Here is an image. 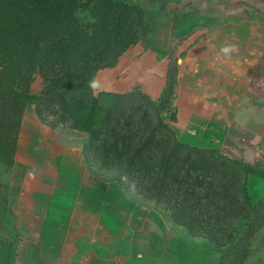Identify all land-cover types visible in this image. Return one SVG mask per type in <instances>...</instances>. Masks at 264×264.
Listing matches in <instances>:
<instances>
[{"label": "crops", "instance_id": "crops-1", "mask_svg": "<svg viewBox=\"0 0 264 264\" xmlns=\"http://www.w3.org/2000/svg\"><path fill=\"white\" fill-rule=\"evenodd\" d=\"M166 10L146 48L136 45L115 66L98 70L95 78L103 85L99 91L140 88L157 98L176 47L188 50L186 56L208 57L210 86L216 88L219 82L226 90L240 89L235 100L229 92L222 98L229 120L225 133L221 137L212 131L218 127L215 119L209 134H203L207 138L195 132L204 114L196 105L217 102L216 97H189L180 101L192 109L183 107L177 137L202 147L224 146L264 169V0H171ZM226 44L237 46L230 58L219 52ZM232 104H237L234 111ZM70 137L75 138L67 146L71 157L63 153L66 145L56 156L44 148L49 164L41 165L49 166V172L28 178L17 164L8 178L12 208L0 222V264H219L220 249L187 235L125 191L122 195L115 186L105 190L77 156L85 138ZM247 190L252 203L264 198V175L249 173Z\"/></svg>", "mask_w": 264, "mask_h": 264}, {"label": "trees", "instance_id": "trees-1", "mask_svg": "<svg viewBox=\"0 0 264 264\" xmlns=\"http://www.w3.org/2000/svg\"><path fill=\"white\" fill-rule=\"evenodd\" d=\"M25 3L0 0V153L4 155L8 137L17 135L27 101L32 99L39 105L49 99L58 102L61 108L64 104L70 109L78 100L69 97L68 90L83 88L93 99L87 117L78 120L83 122L81 128H91L94 112L106 106L101 111L102 126L92 133L89 130L91 137L85 146L86 165L91 172L100 176L92 166L95 154L99 155L100 164L124 166L117 179L130 182L129 193L138 191L161 203L164 215L186 228L190 236L201 237L212 246L228 245V252L244 247L239 238L231 241L234 237L231 227L242 211L232 193L239 189L240 175H244L245 208L257 211L264 205V198L251 202L247 178L251 172L264 175V169L242 164L215 147L203 148L178 140L167 122L175 111L170 102H165V90L157 104L138 89L93 94L88 87L97 69L115 66L121 53L140 38L146 40L155 30L152 20L146 19L144 8L126 0H99L96 30L87 33L85 29H77L74 30L80 36L77 40L56 43L42 40L39 34L49 24H57L58 18L52 20L46 11L27 8ZM107 48L113 54H108ZM68 65L79 67L81 82L67 87L60 86L58 81L50 82L44 95L29 93L37 66L55 70ZM170 74L171 71L168 80ZM161 104L168 110L166 114ZM38 111L41 115V110ZM245 240L249 242V237Z\"/></svg>", "mask_w": 264, "mask_h": 264}, {"label": "rangeland", "instance_id": "rangeland-1", "mask_svg": "<svg viewBox=\"0 0 264 264\" xmlns=\"http://www.w3.org/2000/svg\"><path fill=\"white\" fill-rule=\"evenodd\" d=\"M16 1L21 3L27 2L25 3V6L27 8L37 7V9L46 11L52 16V20H57L58 18L57 24H49L40 31L39 36L44 41H52L56 43H63L66 41L68 42L71 40H77V38L80 37L78 35L79 33H76L74 30L82 28L85 29L87 33H92L94 30H96L95 22L99 16V0H78L77 2L76 0H74V2H72L73 0ZM126 1L141 5L145 10L147 16L146 19H151L152 24L156 29L160 18L167 11L166 5L171 0L166 3H164V0ZM110 21L112 23L114 20L111 19ZM149 36L150 34H148L147 36V41L140 38L137 43L130 45V47H128L123 53H121L115 64L118 63L120 57L130 48L136 45H140L143 48H146ZM105 51L108 54H113V51H111L110 48H107ZM105 51L103 50L104 54ZM187 53L188 50H179V48L177 47L171 53L166 74V82L161 90L160 95L157 98H152L148 93L144 92L140 88L135 89L148 94L157 104H160V98L162 97L161 95L163 93V90H165V102H170L175 111L174 117L168 119L167 122L172 126L175 133L177 130V121L180 114H182L183 107H192V104L189 103L185 104V106L180 104V101L182 99L195 97L196 100H203L208 99V97H216V104H200V106L196 105L197 109H200V112L204 114H201V119L198 120V123H196L197 126L195 128V132L199 133V135L203 136V138H207V136L203 134H209L210 121L215 119L218 127L213 128L212 131H214L218 136L222 137L225 133L226 125L229 122L228 116L223 115L225 105L221 103L223 101L222 98L228 96L227 93L229 92L231 93L233 100H235L239 96L240 89L238 87L226 90L219 87V82L216 88L211 87V83L208 77L209 74L212 75V73L210 72V68L208 67L209 58L203 57L201 59L193 57V55L186 56ZM88 54L90 55V53ZM138 55L139 53L136 54V57H138ZM69 66L70 65H68L67 67H57L55 70H53L54 68L52 70L42 69L40 66H37L35 68V72L32 75V81L28 88L29 93L35 96L44 95L50 82L58 81L59 85L62 87L75 86V84L81 82L82 78L78 77L80 73V69H78L79 67H75L76 65H71L70 67ZM110 67L113 66L108 65L97 69L92 74L91 78L96 76L98 70ZM170 71L171 80H168V74ZM68 94L69 97L77 98L78 100V102L76 104H73L70 109H67L64 104L63 108H61L58 102H50L49 99H45L39 105L38 102L32 99L26 102L24 111L22 113L21 122L18 126L19 129L17 135H11L10 137H8V143L6 146H4V155L2 152L0 153V222L6 219L8 212L12 208V193L10 185L8 183V178L16 173L17 164H22L18 171L21 173H25L28 178H31V175L33 173L37 178L39 175L49 172V166L41 165L49 164L50 155H46L44 153V148H49L51 150V153L56 156L58 155V153H60L61 147H63V145H66V147H63V153H66V155H69V157H71L73 154L69 153H71L72 150L70 148H67L68 144L73 143L75 139L70 137L71 133L85 138L82 151H80V154H78L77 156L82 162L87 164L85 146L89 142L93 130H96L102 126L101 116L104 113H102L101 111L104 110L106 106H100L101 108L97 109L94 112L91 128L89 127V129H83L81 128L83 122L80 123V121L78 120L80 118L81 120H83L90 112L91 102L93 99L92 94L86 93L83 88H79L78 90L69 89ZM161 106L163 109V114H166L168 110L166 109V107H164V104H161ZM227 107L230 108V106ZM231 107L232 111H234L237 107V104H232ZM30 108H33V110H35L32 111L31 114L29 113ZM38 110H41V115L39 114ZM228 113L229 112H227V114ZM166 117L168 118V116ZM210 117L213 118L209 119ZM187 118L190 119L191 115L188 114ZM89 130L91 131V133ZM195 132L191 131V133ZM60 144H62V146ZM215 148L219 149L222 154L236 159L242 164L256 166L255 164H250L242 161L240 159L239 153L237 155L231 154L224 146ZM98 157V154L92 156V166L100 172L101 177L98 176V178L103 181L105 190L111 189L115 186L118 189L122 190V195L125 194L123 193V191H125L128 198L132 199L134 202L145 205L152 209H156L160 211L162 215L165 214L164 212L166 211L163 208L164 206L162 207L161 203L159 204L155 200L141 195L138 191L133 192V195L130 194L127 190L129 189L130 182L126 180L120 182L117 179V176L120 173V169H122L124 166H118L117 168L110 167L105 163L100 164ZM239 179V189L235 188L232 196L238 203L239 210L240 208H242V211L238 212V215L231 227L234 232V237L231 238V241L235 242L239 238L242 243H244V247L239 248V250L237 251L233 249L231 252H228V245H215V247L221 250L222 260L220 264H264V205L255 212H252L254 210L249 211V209L247 210V208H245L246 199L244 175H240ZM128 198L124 197V199ZM134 202H130V204H135ZM121 206L123 208V206L127 205L122 204ZM166 219L169 220L173 225L184 231L187 235H189L186 228L178 225L168 217ZM245 237H249V242L245 240ZM197 238L202 239L201 237ZM226 244H228V242H226Z\"/></svg>", "mask_w": 264, "mask_h": 264}, {"label": "clouds", "instance_id": "clouds-1", "mask_svg": "<svg viewBox=\"0 0 264 264\" xmlns=\"http://www.w3.org/2000/svg\"><path fill=\"white\" fill-rule=\"evenodd\" d=\"M237 50V46L235 44H226L221 46L219 52L221 55L226 58H230L233 53ZM88 87L93 91V94H98L99 90L102 89L103 85L101 81L95 77L89 80Z\"/></svg>", "mask_w": 264, "mask_h": 264}, {"label": "built area", "instance_id": "built-area-1", "mask_svg": "<svg viewBox=\"0 0 264 264\" xmlns=\"http://www.w3.org/2000/svg\"><path fill=\"white\" fill-rule=\"evenodd\" d=\"M31 176L33 177L34 176V173Z\"/></svg>", "mask_w": 264, "mask_h": 264}]
</instances>
